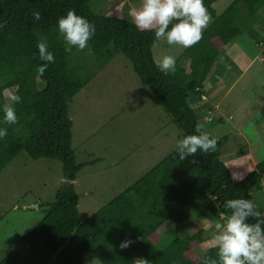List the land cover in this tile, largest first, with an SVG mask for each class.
Returning <instances> with one entry per match:
<instances>
[{
  "label": "trees",
  "instance_id": "16d2710c",
  "mask_svg": "<svg viewBox=\"0 0 264 264\" xmlns=\"http://www.w3.org/2000/svg\"><path fill=\"white\" fill-rule=\"evenodd\" d=\"M91 1L0 0V104L6 102L5 89H15L20 97L13 105L17 123L0 124L7 129L0 139V173L25 153L35 160L59 161L65 179L54 201L39 206L44 207L41 221L0 264H21L28 250L39 244L56 255V264H83L87 252L101 264H133L136 258L150 264H202L205 255L214 259L216 248L202 240V229L165 243L159 230L166 224L175 231L186 228L196 200L203 198H209L206 211L213 217L227 214L224 201L240 196L251 199L264 212V204L253 196L254 191L264 190V160L234 180L221 160L224 139L216 140L214 151L198 150L183 161L174 150L82 221L74 181L82 167L99 159L76 163L69 103L92 79V70H101L122 54L179 130L178 138L193 134L195 123L208 117L198 113L192 99L203 97L207 77L223 48L245 33L254 35L263 26L264 0H233L219 15L212 8L218 0H203L212 21L201 39L175 60V71L167 75L154 63L152 48L157 40L153 30L141 31L131 20L94 12ZM69 9L95 27L84 50L73 47L65 52L58 34L56 20ZM33 11H39L40 20L33 19ZM40 40L47 41L54 56L43 74L36 71L45 63L36 48ZM254 42L261 48L264 64V40ZM185 59L188 67L183 65ZM206 122L201 123L203 131ZM125 237L133 243L121 250L118 244Z\"/></svg>",
  "mask_w": 264,
  "mask_h": 264
},
{
  "label": "rangeland",
  "instance_id": "374dc122",
  "mask_svg": "<svg viewBox=\"0 0 264 264\" xmlns=\"http://www.w3.org/2000/svg\"><path fill=\"white\" fill-rule=\"evenodd\" d=\"M232 2L218 0L212 4V8L219 15ZM139 4L140 0H92L90 8L99 14L131 20L128 9ZM211 21L209 16L207 27ZM240 39L245 40L244 45ZM255 39L264 40V24L254 35L245 33L243 37L235 39L245 47L238 44L248 58L252 56L247 50L260 54L235 85L239 73L226 78L222 87L213 93L212 100L214 104L219 102L224 122H218L217 119L222 116L213 113L212 117L216 119L211 125L205 126V131L216 140L224 139L223 155L238 153L248 143L259 163L264 160V64L263 59L261 61V48L254 42ZM184 49L157 40L152 51L155 60L165 54L174 56L176 60ZM188 64L189 60L185 59L183 65L188 67ZM92 73V79L69 103L68 110L73 123L71 148L76 163L99 159L96 163L82 167L74 181L82 221L174 151L180 135L170 117L155 103L129 60L122 54L115 56L101 70H92ZM9 90L14 94L15 89ZM5 98L7 101L6 92ZM238 167L242 176L252 171L247 163H240ZM64 183L59 161L47 158L35 160L25 153H20L0 173V261L24 241L41 221L44 207L39 206L52 203L56 191ZM253 196L260 204H264V190L254 191ZM208 202L209 198L196 200L190 218L193 219L198 212L201 219L206 217L203 225L209 228L208 233L212 235L216 231L215 224L220 223V220L208 218ZM159 233L164 243L168 239L183 238L190 234L186 228L175 231L167 224L161 227ZM28 252L27 262L56 264V255L41 244L30 248ZM93 260L94 264H101L91 252L83 255V264H91Z\"/></svg>",
  "mask_w": 264,
  "mask_h": 264
},
{
  "label": "clouds",
  "instance_id": "9594fccd",
  "mask_svg": "<svg viewBox=\"0 0 264 264\" xmlns=\"http://www.w3.org/2000/svg\"><path fill=\"white\" fill-rule=\"evenodd\" d=\"M33 19H41L39 11H33ZM128 16L134 26L141 31L153 30L156 40H163L168 45L190 47L201 39L202 29L207 27L209 15L203 5V0H140L138 7H129ZM58 34L65 44V52H71L75 47L84 50L95 31V27L85 17L77 15L69 9L66 15L56 20ZM40 64L36 71L43 74L48 64L54 61V56L48 50L46 40L36 44ZM89 53L91 49H88ZM156 67L168 74L175 71V57L163 55L154 59ZM8 99L0 104V124L13 125L17 123L14 104L20 97L5 89ZM7 135V129L0 126V139ZM216 139L202 130L200 122H196L193 134L184 135L175 145V153L183 161L187 156L214 151ZM227 214L221 213L223 223H216V231L212 233L208 243L216 248V258L204 256L202 264H264V212L257 209L251 199L243 196L229 198L223 205ZM255 220V223L250 222ZM133 243L130 237L120 240L118 247L123 250ZM94 264V260L91 261ZM133 264H150L144 258H136Z\"/></svg>",
  "mask_w": 264,
  "mask_h": 264
},
{
  "label": "crops",
  "instance_id": "0c3cea01",
  "mask_svg": "<svg viewBox=\"0 0 264 264\" xmlns=\"http://www.w3.org/2000/svg\"><path fill=\"white\" fill-rule=\"evenodd\" d=\"M240 44L243 46L240 42L238 41H233L231 44L227 45L226 47L223 48L222 50V55L221 57L216 61L214 66L212 67L206 81V85L203 91V97L204 99H200L197 96L192 99L191 105L195 108H198V113L202 115V117H209L212 118L213 120L211 122H206V125H211L215 117H212L213 113H216L218 116H222L221 119L218 122H224V117L219 110L220 104L219 102L214 104V101L212 100V95L213 93L218 90L219 88L222 87L223 81L226 80L230 75L235 76V73H239L237 80L234 82L233 85L236 84V82L241 78V76L244 75L245 71L247 70L248 66L251 65V63L259 56L260 52H252L247 50L251 58H248L244 53H242L241 47L238 45ZM244 47V46H243ZM245 48V47H244ZM262 61V58H261ZM263 62V61H262ZM240 63V64H239ZM263 130V129H262ZM171 153V152H170ZM250 156V159L248 160ZM221 160L223 163L226 165L228 170L230 171L231 178L234 180H240L243 178L241 175L242 171L238 167L240 163H247V166L250 167L251 170H253L258 164V161L256 159L255 153L252 149V147L246 143L245 149H242L238 153H228L224 154L221 157ZM248 161V162H247ZM238 164V166H236ZM236 166L237 168H234L233 166ZM235 170V172H234ZM237 177H240L239 179ZM205 216V215H204ZM201 214L198 212L197 216L195 215L193 219L190 218V221L186 224V230L189 231V233L203 230L202 233V240L204 242L210 240L211 235H209L208 231L209 228L207 226L203 225L204 224V219H201ZM208 218H219L220 223L223 222L221 215L219 217H213L208 213ZM193 222V224L188 225L190 222ZM29 252H27L23 258V261L21 264H30L31 262H27V257ZM34 264V263H31Z\"/></svg>",
  "mask_w": 264,
  "mask_h": 264
},
{
  "label": "built area",
  "instance_id": "2783aa9c",
  "mask_svg": "<svg viewBox=\"0 0 264 264\" xmlns=\"http://www.w3.org/2000/svg\"><path fill=\"white\" fill-rule=\"evenodd\" d=\"M202 99H204V97H202ZM210 120H211V118H209V117L208 118H202L201 123H203L204 121H210Z\"/></svg>",
  "mask_w": 264,
  "mask_h": 264
}]
</instances>
